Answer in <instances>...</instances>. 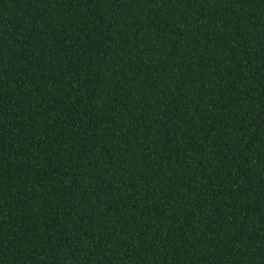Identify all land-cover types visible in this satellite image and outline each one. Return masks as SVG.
I'll return each mask as SVG.
<instances>
[{"label": "trees", "instance_id": "16d2710c", "mask_svg": "<svg viewBox=\"0 0 264 264\" xmlns=\"http://www.w3.org/2000/svg\"><path fill=\"white\" fill-rule=\"evenodd\" d=\"M0 264H264V0H0Z\"/></svg>", "mask_w": 264, "mask_h": 264}]
</instances>
